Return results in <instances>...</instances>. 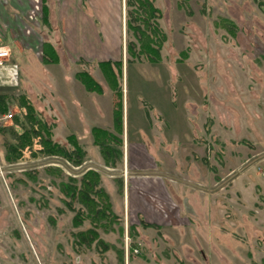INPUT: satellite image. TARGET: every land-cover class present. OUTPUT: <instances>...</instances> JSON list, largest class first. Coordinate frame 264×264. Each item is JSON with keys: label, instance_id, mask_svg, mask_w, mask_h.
<instances>
[{"label": "rangeland", "instance_id": "1", "mask_svg": "<svg viewBox=\"0 0 264 264\" xmlns=\"http://www.w3.org/2000/svg\"><path fill=\"white\" fill-rule=\"evenodd\" d=\"M152 3L164 36L159 61L129 57L126 44L137 51L138 42L125 28L120 85L130 142L121 146L124 160L109 161L114 168L94 164L91 151L85 160L79 145L82 154L69 159L42 150L48 138L74 150L65 140L69 101L82 105L78 113L85 101L112 110L114 93L99 66L54 64L50 47L54 63L47 66L39 49L25 62L11 50L16 75L0 71V264H229L230 242L239 263L257 261L253 249L262 243L255 236L264 234V0ZM100 8L108 20L106 0ZM48 30L41 23L38 38ZM75 71L93 74L89 87H102L103 97L79 99ZM161 130L170 139L157 149L162 158L152 141ZM86 168L105 181L101 186L96 173L98 184L80 197ZM98 188L105 199L93 193ZM154 211L167 213L161 226L148 223L157 220ZM220 246L229 254L221 255Z\"/></svg>", "mask_w": 264, "mask_h": 264}, {"label": "crops", "instance_id": "2", "mask_svg": "<svg viewBox=\"0 0 264 264\" xmlns=\"http://www.w3.org/2000/svg\"><path fill=\"white\" fill-rule=\"evenodd\" d=\"M103 1L104 0H0V46L9 48L10 54L11 50L16 48L18 59L25 62L35 58L39 53H41L40 57L42 58L44 45L47 44L51 48L50 50L58 55V58L54 59V64H60L62 61H79L84 63L92 62L99 66L100 77L107 83V89L114 93L116 101L113 108L110 110L111 108L107 106L100 104L92 105L85 101L83 104L85 108L83 113H78L77 109L81 104L77 103L76 106H73L72 102L69 101L71 117L68 125L71 131L70 134L66 136L65 140L71 147H73L74 144L79 145L85 154V160L89 159V153L91 151V153H94L93 158L91 157L94 164L114 168L113 166L115 165L111 166L104 162L99 146L94 144L92 130L101 129L115 134V128L120 126V133H116L120 139V143L117 147H120L119 161L124 160L123 157L125 155L121 150V146L123 144L128 145L130 142V121H127L129 111L127 112L125 91L123 92L120 85V80L126 78V73L123 75L122 72L123 57L125 54V43L123 38L125 34V14L123 0H106L108 7L106 11H109V19L107 20L100 8ZM39 21L45 28L49 27L48 32L45 33L44 39H39L36 33V30L39 29L41 24H39ZM38 49L39 52L37 54L36 52ZM11 56L12 55H10V59ZM41 62L43 63L42 59ZM103 62L121 63V70L118 71L115 67L112 70V75H114L113 77L116 79V89L110 86V83L106 79L108 76L100 68L99 64ZM44 65L47 66L48 64ZM65 75L63 74V77H65ZM86 77L95 80V76L86 71H75L71 77L79 83H76L78 86L79 99H93V96L96 98L103 97L104 90L102 87L100 91H92L86 88L85 84L80 80ZM171 100L170 96L168 107L171 104ZM149 103H151L154 110L159 108V104L155 103L151 98L149 99ZM74 108L77 110L76 114L72 113ZM117 110L120 112V123L115 122V112ZM168 119L169 118H166L165 120V122L167 121V125L170 123ZM134 126H138L136 133L139 136H141L140 134L142 132H145L143 128L144 123L138 122ZM162 130L159 132L156 131V134L153 135L154 140H152L156 144L155 154L160 158H162V153L158 152L157 149H162L163 144L167 146V142L170 140L167 134L165 135ZM140 139L142 140V138ZM88 143L90 144L88 145ZM1 151L0 149V156L2 155ZM155 158L157 157L155 156ZM85 160H83V162ZM88 170L92 169L86 168L84 172ZM127 172L128 168H124L120 175L123 191L128 188ZM96 173L100 176L102 186L105 181L103 174L98 171ZM156 185V188L161 190V185ZM161 205L162 203L158 204V206ZM149 216L152 217L151 215ZM166 216V212L161 213L160 211H154V217H156L157 220L155 222L150 220L148 223L155 225L157 221H165L164 219ZM160 223L161 222H157L156 225L161 226ZM260 235L255 236V239H261L262 246L259 249H253V252L256 253L258 258L257 261L252 264H264V234ZM224 237L225 235L221 234L220 239ZM221 245L224 244L221 242ZM230 246V254L227 253L226 247H219L221 255H231L229 264H250L247 263V259L239 263L236 256L232 258V254L237 248H235L234 242H230Z\"/></svg>", "mask_w": 264, "mask_h": 264}, {"label": "trees", "instance_id": "3", "mask_svg": "<svg viewBox=\"0 0 264 264\" xmlns=\"http://www.w3.org/2000/svg\"><path fill=\"white\" fill-rule=\"evenodd\" d=\"M152 2L153 0H125V6L127 8V11H126L127 19L125 21V28L127 31L132 32V35L138 42L137 51H135V47H136L135 44H128V43L126 44L127 55H129V57L130 56L140 57L144 55L146 59H148L149 62L154 63V62L159 61V51L161 49L162 41H164V36H162L161 32L158 30L157 22H156L157 19L159 18L160 12L158 11L156 7H154ZM148 26L152 28V30L151 29L145 30V28H147ZM134 31H137V33ZM151 32H152L151 36H148L147 34H150ZM142 36L144 38L140 39L142 38ZM48 47L49 46L47 44L44 45V49L46 48L45 50H43V56H42V61L44 64L54 63V62H51V60H49L47 57L46 50ZM99 65H100L101 70L104 73H106V75L108 76V78L106 79L110 83V86L113 87V89H116L115 88L116 79L113 77L114 75H112V70H113L112 65L119 71L121 70V63L103 62V63H100ZM80 80L82 81V83L85 84L87 89L94 91L93 87L91 88L89 87V85L92 84V79H90L89 77H86V78H81ZM95 87L98 89L97 91H100L99 86L95 84ZM115 122L120 123L119 110L115 112ZM115 131L116 132L114 134V133H110L108 131L101 130V129L92 130L94 144L99 146L101 155L106 164L111 163L109 161L111 160L113 156H114L113 159L114 158L118 159L120 157V152L117 149H115L116 146L119 145L120 143V139L116 135V133L118 134L121 131L120 126L116 127ZM24 136L25 135L22 136L21 134V137H24ZM42 145L47 149L46 150L45 148H43L42 149L43 151L45 152L48 151L47 153H50L54 149L55 153L59 152L60 155L64 156V158H67V159L72 157L74 153L78 154L81 152L79 150L80 148L75 144L73 145L74 150L71 152H68L63 147H61L59 144L53 142L49 138L44 140V142L42 141ZM10 147L9 148L11 150L15 149L13 148V146H10ZM89 175H92V176L89 177ZM93 177H95V180L91 181L92 180L91 178ZM97 178H98V175L96 174V172L92 170H88L87 172H85L82 178V183H84L85 181V185L79 191L80 197L81 196L86 197L87 193L89 191L91 192L93 188L96 187V185L98 184ZM95 191L96 192H93V193L94 194L96 193L98 197H103L104 199L107 197L100 188L96 189Z\"/></svg>", "mask_w": 264, "mask_h": 264}, {"label": "built area", "instance_id": "4", "mask_svg": "<svg viewBox=\"0 0 264 264\" xmlns=\"http://www.w3.org/2000/svg\"><path fill=\"white\" fill-rule=\"evenodd\" d=\"M16 69L17 66L10 62L9 48L0 46V71H5L7 76L13 79L16 75Z\"/></svg>", "mask_w": 264, "mask_h": 264}]
</instances>
